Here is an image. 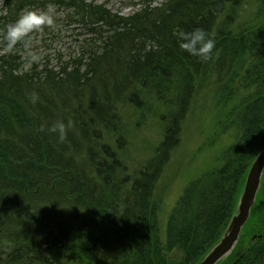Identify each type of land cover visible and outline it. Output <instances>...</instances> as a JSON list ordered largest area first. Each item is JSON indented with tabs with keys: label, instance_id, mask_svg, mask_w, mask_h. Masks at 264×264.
<instances>
[{
	"label": "trees",
	"instance_id": "1",
	"mask_svg": "<svg viewBox=\"0 0 264 264\" xmlns=\"http://www.w3.org/2000/svg\"><path fill=\"white\" fill-rule=\"evenodd\" d=\"M1 1L0 264H198L236 213L247 172L264 147V0H256L254 20L237 30L230 26L242 0H166L128 17L84 0ZM50 4L87 30L78 53L58 58L56 69L22 61L25 43L8 52L3 39L25 10ZM197 28L215 41L206 62L179 47L180 34ZM204 85L217 110L208 143L231 141L215 159L218 166L186 186L163 236L154 192ZM146 92L152 98L141 106ZM150 101L167 108L160 115L164 139L133 179L117 177L119 161L105 145L79 147L90 145L94 118L114 120V105L145 110ZM58 121L71 124L67 146L48 131ZM263 183L264 173L235 249L217 264H264Z\"/></svg>",
	"mask_w": 264,
	"mask_h": 264
},
{
	"label": "rangeland",
	"instance_id": "2",
	"mask_svg": "<svg viewBox=\"0 0 264 264\" xmlns=\"http://www.w3.org/2000/svg\"><path fill=\"white\" fill-rule=\"evenodd\" d=\"M84 1L105 5L113 14L128 17L145 6L159 7L166 0ZM55 9L57 14L55 25L31 34L30 42L19 53L22 61H26L27 58L30 59L29 53L31 52L40 57V64L46 62L48 66L56 69L59 64L58 58H61V60L68 59L80 50L78 47L87 38V30L80 23L72 22L66 16L67 12L64 9L60 7H55ZM257 9L256 0H242L234 7L238 17L235 16L230 28L237 30L238 28L246 27L256 17ZM4 12L5 8L0 0V16L4 15ZM221 20L222 17H220L219 21ZM209 88L206 85L202 86L198 90V94H195L192 98L180 129L179 143L170 152L167 164L164 166L154 192L155 198L161 200L158 216L163 236L170 210L185 187L203 171L218 166L215 159H217L219 151L231 141L229 137H225L220 143L218 141L211 145L208 143L213 134L215 118H217V110L215 113L214 99ZM79 91L81 92L80 89ZM71 92L73 93L74 91L70 90ZM142 95L141 106L147 104L149 102L147 100L152 98L151 92H146ZM83 103L84 111H86V102L84 100ZM150 104H152L151 108H146L145 110L137 108L135 103L127 106L114 105V120L112 122H103L102 119L94 118L95 124L89 127L92 131L89 137L91 138L90 145H86L87 142L83 143L82 141L83 146L80 145L79 147L85 150L87 147L95 148L97 146V150L100 151L105 145L109 148L112 155L117 156L119 161L120 166H118V171L116 172L117 177L120 180L133 179L140 169L156 155V149L164 139L165 127L160 115L167 108L151 101ZM83 118H86V113ZM119 141L122 142V147L117 146ZM60 144L67 146L62 142ZM208 146L212 147V149L204 150ZM76 148L78 149V147ZM67 152L70 156L71 154H78L77 151L71 153L70 150H67ZM127 185L129 184L127 183ZM36 203L32 202L33 205H36ZM58 210L63 212L69 209L65 206H59ZM74 210L78 212L79 208L74 207ZM9 220L6 219V222ZM3 225L4 228L12 230L8 224ZM97 254L100 258H111L110 255H106V253L101 251H97Z\"/></svg>",
	"mask_w": 264,
	"mask_h": 264
},
{
	"label": "clouds",
	"instance_id": "3",
	"mask_svg": "<svg viewBox=\"0 0 264 264\" xmlns=\"http://www.w3.org/2000/svg\"><path fill=\"white\" fill-rule=\"evenodd\" d=\"M56 15V9L51 4L45 10H25L14 23L7 25L3 30L5 51H13L20 43H25L27 46L26 37L33 32L43 31L46 27H53L56 23ZM179 39L181 41L179 47L189 55L198 57L204 62L211 58L215 41L205 30L197 28L189 33H181ZM29 57L31 62H38L40 59L38 55L31 52ZM70 127V123L66 126L63 121H58L48 131L57 134L60 142H63Z\"/></svg>",
	"mask_w": 264,
	"mask_h": 264
},
{
	"label": "water",
	"instance_id": "4",
	"mask_svg": "<svg viewBox=\"0 0 264 264\" xmlns=\"http://www.w3.org/2000/svg\"><path fill=\"white\" fill-rule=\"evenodd\" d=\"M263 171L264 148L248 170L236 213L231 218L225 234L198 264H217L235 248L241 234V229L249 218L251 208L254 205L257 192L261 185Z\"/></svg>",
	"mask_w": 264,
	"mask_h": 264
},
{
	"label": "bare ground",
	"instance_id": "5",
	"mask_svg": "<svg viewBox=\"0 0 264 264\" xmlns=\"http://www.w3.org/2000/svg\"><path fill=\"white\" fill-rule=\"evenodd\" d=\"M106 64H107V63H106ZM98 66H99V63L94 62V63L91 64V69L94 70V71H96V70L98 69ZM36 149L39 150L40 148H37V147H36ZM246 222H247V221H246ZM245 224H246V223H245ZM243 227H244V226H243ZM242 229H243V228H242ZM242 229H241V231H242ZM226 230H227V228H226ZM226 230H225V232H226ZM225 232L223 233V235L225 234ZM221 238H222V237H221ZM221 238H220V239H221ZM220 239H219V241H220ZM219 241H218V242H219ZM218 242H217V243H218ZM217 243H216V244H217ZM216 244H215V245H216ZM98 248H100V244H98Z\"/></svg>",
	"mask_w": 264,
	"mask_h": 264
}]
</instances>
